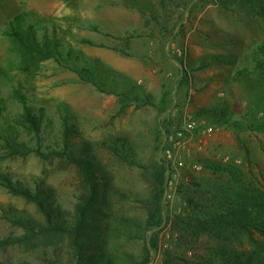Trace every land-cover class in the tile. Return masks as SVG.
<instances>
[{
	"label": "rangeland",
	"instance_id": "rangeland-1",
	"mask_svg": "<svg viewBox=\"0 0 264 264\" xmlns=\"http://www.w3.org/2000/svg\"><path fill=\"white\" fill-rule=\"evenodd\" d=\"M23 14L40 40L57 37L65 62L26 56L11 40L9 24ZM262 48L264 0H0V264H228L219 257L224 252L257 264L264 258V213L256 212L261 218L249 233L207 222L238 194L264 202ZM81 66L116 93H137L139 101L122 110L118 94L72 70ZM142 88L154 106L137 107ZM17 93L41 120V141L24 126ZM223 113L230 124L214 125ZM188 119L196 122V135L212 127L213 136L203 150L195 136L189 154L168 163L166 137ZM65 120L74 128L68 151L76 156L89 143L103 168L99 181L107 183L80 248L68 232L45 231V214L20 194L39 195L59 224H76L87 194L78 169L65 159L15 153L9 141L46 154L63 150ZM226 157L240 164H225ZM171 182L180 198L174 205L164 201Z\"/></svg>",
	"mask_w": 264,
	"mask_h": 264
},
{
	"label": "trees",
	"instance_id": "trees-1",
	"mask_svg": "<svg viewBox=\"0 0 264 264\" xmlns=\"http://www.w3.org/2000/svg\"><path fill=\"white\" fill-rule=\"evenodd\" d=\"M26 19L27 15H19L15 17V19L9 24L10 29L8 32V36L11 38V40L21 46L22 51L26 56L33 57L36 60L40 61L54 59L65 62V53L63 52V47L59 43L57 37H55L54 35L53 37H51L49 34H45L44 37L40 40L33 25H29V27L25 26ZM84 42L92 46L95 45L93 41L88 39L84 40ZM261 51L264 54V48H262ZM69 56L71 57V54H69ZM72 70L79 74L83 82L94 85L98 90L104 93L118 94L120 98L119 103L121 105L122 110L128 109L132 106V103L139 101L140 96L137 93L130 95V93L132 92L116 93L114 90L108 89L106 84L101 82L96 73L87 66L72 67ZM111 74L114 75V73ZM123 81L126 82V80ZM134 89L136 91V88ZM140 92L144 94V100L141 101V104L137 105V107L142 108L146 106H154L151 96L147 93V91L142 88ZM17 97L24 107V126L28 130H31L35 134L36 138L41 141V120L28 106L23 95L17 93ZM224 116L225 115L223 113V117L220 120L217 119V121H214L213 124L217 126L229 125L230 122L225 119ZM73 129V126H71L67 122V120H65L62 139L64 142L63 150H52L47 154L43 153L40 148L36 150L28 149L26 145H22V143H19L15 138L8 140L11 141V148H13L15 153L19 154L20 152L21 154H28L34 152L35 154H38L39 156L45 158L57 157L65 159L78 169L83 184L86 187L87 194L82 197L81 204L78 207L79 221L76 224H59L57 222V211H55L54 209H49L45 201L41 197H39V195H34L30 191L23 189H21L20 192L22 193L20 194L25 196L29 200L35 201L41 209L42 213L45 214V216L47 217V220L50 224V228L44 229L42 227L41 229H44L45 231L59 230L64 233L68 232V234H70L73 238L72 246L74 248H80L82 247L81 240L85 239L83 237L85 232L84 227L88 224L87 222L91 218L90 215L92 214L93 208L98 204L99 200L103 198V190H105L107 183H105V181L103 183L99 181L104 174L103 168L98 162V160L91 154V145L89 143L82 142L80 147L78 148L79 153L76 156L74 155V153L68 151V148L71 144ZM111 148L114 149L117 154H120L121 158L124 161L128 162L130 165L142 168V165H140V163L137 162L135 159L129 157L128 155H123L127 154L124 152V150L117 149L116 145H113ZM207 167H209L212 171L219 173L233 174L235 172L233 167H230L228 165H208ZM161 172L162 173H160L156 178L157 185L153 201L151 203L154 207H156L155 211H158V206L161 202V196L164 191L165 170L163 169ZM257 211H260V214L264 213V202H261L257 199L250 200V194L248 193H245L243 195L238 194V196L235 198V202H233V205L229 209L224 208L223 210H219L214 214L210 215V221L207 222V225H209L210 227L235 228L249 233L250 225H253L254 222L260 221L261 216L257 217ZM24 224L30 226L36 225L32 221L29 222L27 220H22L21 225ZM71 227H73V229H71ZM219 257L223 258L224 262H227L228 264H250V258L244 257V255L242 254L224 252L219 253ZM256 262L257 264H264V258H256Z\"/></svg>",
	"mask_w": 264,
	"mask_h": 264
},
{
	"label": "built area",
	"instance_id": "built-area-1",
	"mask_svg": "<svg viewBox=\"0 0 264 264\" xmlns=\"http://www.w3.org/2000/svg\"><path fill=\"white\" fill-rule=\"evenodd\" d=\"M197 129L198 126L196 122L192 119H188L185 121L181 129L175 128L167 135V146L164 147V156L167 159L168 163L172 162L174 159L178 158L182 154H189L190 150H188L187 145L189 141L193 140L195 136L197 138L200 137L201 139L200 144L198 146L199 150L204 149L209 139L213 136L214 128L206 127L200 131L199 135H196ZM224 163L237 165L240 164V161H233L230 157H226L224 159ZM176 199H180L177 196V187L174 186L173 182L168 183V187L164 195V201L167 204L174 205L176 203Z\"/></svg>",
	"mask_w": 264,
	"mask_h": 264
}]
</instances>
